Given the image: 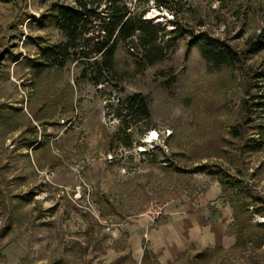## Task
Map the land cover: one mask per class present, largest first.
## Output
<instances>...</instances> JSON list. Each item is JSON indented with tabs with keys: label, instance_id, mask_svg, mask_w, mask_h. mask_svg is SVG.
I'll use <instances>...</instances> for the list:
<instances>
[{
	"label": "rangeland",
	"instance_id": "obj_1",
	"mask_svg": "<svg viewBox=\"0 0 264 264\" xmlns=\"http://www.w3.org/2000/svg\"><path fill=\"white\" fill-rule=\"evenodd\" d=\"M54 1L72 2L0 0V264H264V0L175 1V18L230 44L239 62H210L186 33L165 60L137 70V54L120 42L123 79L98 85L75 60L27 64L38 52L31 38L64 40ZM127 1L174 28V11ZM136 92L150 115L123 129L119 99ZM151 130L159 139L144 144ZM234 175L247 194L224 191L229 243L185 234L177 239L188 247L170 256L165 218L181 214L188 232L193 210L178 208Z\"/></svg>",
	"mask_w": 264,
	"mask_h": 264
},
{
	"label": "trees",
	"instance_id": "obj_2",
	"mask_svg": "<svg viewBox=\"0 0 264 264\" xmlns=\"http://www.w3.org/2000/svg\"><path fill=\"white\" fill-rule=\"evenodd\" d=\"M141 2V0H137ZM148 2L149 0H143ZM165 10H172L174 28L144 18L149 6H131L127 0H72L71 3L54 1L49 10L56 27L64 40L45 42L40 36L31 38L38 47L37 56L27 60V64L37 71L48 67H64L69 60L82 65L81 78H88L98 85L110 83L112 79H123L117 70L116 51L120 42H125L138 58L136 69L165 60L168 49L173 47L178 36L189 33L191 41L200 45L202 54L214 64L233 65L240 61V52L218 37L210 36L206 31H195L189 24L179 21L175 1L153 0ZM169 13V11H167ZM175 19V20H174ZM169 29V30H166ZM168 39H164L165 36ZM124 112V113H123ZM121 119V127H131V119L148 117L150 110L146 97L136 92L119 99L115 112ZM235 135L239 130L234 128ZM130 145L131 141H126ZM206 165L198 166L194 171H203ZM223 191L228 194H247L238 188L241 182L238 175L219 178ZM232 198V197H231Z\"/></svg>",
	"mask_w": 264,
	"mask_h": 264
},
{
	"label": "crops",
	"instance_id": "obj_3",
	"mask_svg": "<svg viewBox=\"0 0 264 264\" xmlns=\"http://www.w3.org/2000/svg\"><path fill=\"white\" fill-rule=\"evenodd\" d=\"M160 176H164L163 172H160ZM218 181V180H217ZM211 181V186L208 188L203 195H200L196 201L189 202L188 204H183L181 207L178 208V210L183 211L182 214H186L187 210L192 209L193 215L191 216V220H188V226L189 228L188 232H185L184 228L182 227L183 222L182 220H179V217L181 214L176 213L175 211L172 212L173 214H177L175 216H167L165 219L172 218L170 221L164 223L163 226L167 227L169 230H171L170 233V256H173L174 254H177L179 251L185 250L188 245L185 244L183 241L181 243L179 238L180 236H186V240L191 242H197V243H204L207 244L211 241H214L215 244H228L229 240L232 239L229 237L228 234H226V227L228 226L230 220L234 217V210L231 204L228 202L225 203L224 201V191L222 188V185L218 182L220 181ZM179 194L181 192H178ZM177 193V194H178ZM176 195V194H175ZM178 196V195H177ZM186 195H184L185 197ZM158 199V198H157ZM179 200V198H177ZM172 200H176L175 197ZM188 205V207H186ZM187 209H186V208ZM176 207H174L175 209ZM217 208V209H216ZM168 209H172V207H169ZM173 210V209H172ZM169 210V211H172ZM216 211V212H213ZM168 212V211H167ZM209 217L214 219L212 222L208 221ZM174 220V221H171ZM232 223V222H231ZM162 227V224L160 225V230L163 232H166V229ZM159 230V231H160ZM189 233V234H188ZM200 237L198 238V236ZM175 239L177 241L175 242ZM199 241V242H198ZM199 243V244H200ZM175 256V255H174Z\"/></svg>",
	"mask_w": 264,
	"mask_h": 264
},
{
	"label": "built area",
	"instance_id": "obj_4",
	"mask_svg": "<svg viewBox=\"0 0 264 264\" xmlns=\"http://www.w3.org/2000/svg\"><path fill=\"white\" fill-rule=\"evenodd\" d=\"M167 15H169V14L167 13ZM171 15H172V14H171ZM172 18H173V15H172ZM167 19H171V18H167ZM153 131H155V130H151V133H152ZM151 133H150L149 135H147V137H149V136L151 135ZM167 133H168V135H170V134H171V130H168ZM159 136H160V133H159V131H158V134H157L156 137L150 138L151 141H147V140H149V139L146 138V139L144 140V144L154 143V141H157V139H159ZM139 149H140L141 152L149 151L148 148L145 147V145H143V146H142V145L139 146ZM108 157H109V158H113L111 154H109ZM161 212H162V207L159 209L158 214L161 213ZM151 219H153V218L151 217Z\"/></svg>",
	"mask_w": 264,
	"mask_h": 264
},
{
	"label": "bare ground",
	"instance_id": "obj_5",
	"mask_svg": "<svg viewBox=\"0 0 264 264\" xmlns=\"http://www.w3.org/2000/svg\"><path fill=\"white\" fill-rule=\"evenodd\" d=\"M153 133H155V135H154V136H153ZM157 134H158V133H157V130H155V131H153V132L151 133V135H150V136H151V138H152V137H156V136H157ZM147 141H148V140H147ZM150 141H151V140H150Z\"/></svg>",
	"mask_w": 264,
	"mask_h": 264
},
{
	"label": "snow or ice",
	"instance_id": "obj_6",
	"mask_svg": "<svg viewBox=\"0 0 264 264\" xmlns=\"http://www.w3.org/2000/svg\"><path fill=\"white\" fill-rule=\"evenodd\" d=\"M155 135V133H153V136Z\"/></svg>",
	"mask_w": 264,
	"mask_h": 264
}]
</instances>
